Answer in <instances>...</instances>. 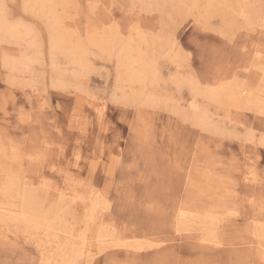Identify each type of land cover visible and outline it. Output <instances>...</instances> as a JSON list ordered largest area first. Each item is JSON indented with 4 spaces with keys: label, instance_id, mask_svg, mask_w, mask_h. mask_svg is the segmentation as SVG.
<instances>
[{
    "label": "rangeland",
    "instance_id": "rangeland-1",
    "mask_svg": "<svg viewBox=\"0 0 264 264\" xmlns=\"http://www.w3.org/2000/svg\"><path fill=\"white\" fill-rule=\"evenodd\" d=\"M26 1L0 0L18 28L0 39V264H263L250 242L264 243V0H60L78 58L51 49ZM106 29L122 43L92 42ZM129 41L145 83L120 79ZM221 85L257 102L212 97Z\"/></svg>",
    "mask_w": 264,
    "mask_h": 264
},
{
    "label": "bare ground",
    "instance_id": "bare-ground-1",
    "mask_svg": "<svg viewBox=\"0 0 264 264\" xmlns=\"http://www.w3.org/2000/svg\"><path fill=\"white\" fill-rule=\"evenodd\" d=\"M26 1V0H25ZM59 1L60 0H27L26 2H25V7L27 8V9H31L30 11H32V10H37V12H40L41 13V15L43 16V18H44V15H45V17L47 18V19H45V20H47V23L49 22L48 20H50V22H49V33H50V41H51V43H50V45L49 46H51V49H58V48H65V47H67L68 49H69V53H70V55H71V53H72V55H74V57H77L78 58V56H79V54H80V51H82V45H79L78 44V46L74 49L73 47H71V45H69L70 44V38H69V34L64 30V28H63V26L62 25H60L61 23V21L62 20H60L59 19V16H58V14H57V10H58V8H57V10H56V5H57V3H59ZM155 4V3H154ZM59 5V4H58ZM195 6V5H194ZM1 12V11H0ZM36 12V11H35ZM36 14H38V13H36ZM240 14V13H239ZM4 15V14H3ZM167 16V15H166ZM41 17V16H40ZM39 17V18H40ZM63 18V17H62ZM231 22V21H230ZM210 23V22H209ZM18 24V23H17ZM18 27H19V25H18ZM108 29H106V31H107ZM117 30V29H116ZM219 31V30H218ZM18 32V28H17V26L16 25H11V23L9 24L7 21H6V19L4 20V18L0 15V39L2 38L1 37V35H3V34H6V35H11V36H14V35H16V33ZM29 32H31V30L29 31ZM28 32V33H29ZM70 32V31H69ZM137 32H139V31H137ZM120 33V32H119ZM118 33V31H117V33L115 32V31H113V29L112 30H110L109 29V32L107 31V33H106V36L107 37H101V38H91V40H92V42H94V43H96V44H102V45H106L107 46V48H108V46L112 43H116V42H118L117 44H119L120 42H119V39H117V34H119ZM31 34V33H30ZM97 34H98V32H97ZM105 34V33H104ZM103 34V35H104ZM144 34V33H143ZM19 35V34H18ZM18 35H17V38L19 39V37H18ZM21 35V34H20ZM22 35H24V36H27V35H25V33L24 34H22ZM100 35H102V34H100ZM145 35V34H144ZM139 36V35H138ZM143 36V35H142ZM21 37V36H20ZM119 37H122V36H119ZM143 37H145V36H143ZM21 38H23V37H21ZM127 38H128V36H127ZM127 38H125V39H127ZM12 39V38H11ZM14 39V38H13ZM129 39H131V36L129 37ZM2 40V39H1ZM141 40H144V39H139V41L140 42H142ZM14 41V40H13ZM12 41V42H13ZM124 41V40H123ZM127 41V40H126ZM8 42H10L9 40H8ZM18 42V41H17ZM134 42V41H133ZM133 42L131 43V41H129V42H127V43H125L124 45H121V49H119L120 50V52L119 51H117V53H116V55L117 54H119L118 56H119V60H117V61H119V62H117V63H119V66H118V68H120L119 69V75H120V79L121 80H128L129 82L128 83H131L132 85H133V83L132 82H135V81H139L141 84H142V82H144L145 83V81L147 82V80L145 79V77H146V74H145V72L147 71V69H148V67H149V61H147L146 59H145V57H144V55H143V53L141 52V50H140V48H139V46H138V44L136 45H134L133 44ZM122 43V42H121ZM124 43V42H123ZM170 43V42H169ZM16 44V43H15ZM21 44V43H20ZM68 45H69V47H68ZM73 46H75V45H73ZM67 48H65V50L67 49ZM120 48V47H119ZM50 49V50H51ZM60 49H58V50H60ZM67 49V50H68ZM105 49H106V47H105ZM57 50V51H58ZM64 49H63V51H65ZM111 50V49H110ZM112 50H114V49H112ZM117 50H118V48H117ZM162 50V49H161ZM257 50V49H256ZM52 51V50H51ZM56 51V50H55ZM62 51V52H63ZM154 51V50H153ZM53 52V54L52 55H54V53L56 54V52H54V51H52ZM61 52V53H62ZM66 52V51H65ZM66 53V54H69V53ZM113 52V51H112ZM119 52V53H118ZM170 52V51H169ZM58 53V52H57ZM65 54V55H66ZM83 55H84V53H82ZM16 55V54H15ZM69 55V56H70ZM72 55H71V57H72ZM81 55V54H80ZM82 55V56H83ZM143 55V56H142ZM259 55V54H258ZM10 57H11V55H9ZM55 56V55H54ZM68 56V55H67ZM117 56V57H118ZM7 57V56H6ZM14 57H16V56H14ZM116 57V56H115ZM259 57V56H258ZM12 58H13V56H12ZM63 58V57H62ZM69 58V57H68ZM5 59V58H4ZM15 59V58H14ZM17 59V58H16ZM72 59V58H71ZM71 59H70V61H71ZM258 60V59H257ZM4 61V60H3ZM6 61H7V59H6ZM12 61V60H11ZM17 61V60H16ZM24 61V60H23ZM75 62H77L76 60H75ZM84 62H85V59H84ZM16 63V62H15ZM61 64V63H60ZM76 64V63H75ZM81 64H82V62H81ZM5 65V64H4ZM11 64H9V66H10ZM14 66V65H13ZM12 66V67H13ZM80 66V65H79ZM85 66V65H84ZM83 66V67H84ZM136 66H141V68H139L138 69V67H136ZM11 67V68H12ZM116 67V66H115ZM9 68V67H8ZM63 68V67H62ZM81 68V67H80ZM138 69V70H137ZM150 69H148V71H149ZM151 70H153V68L151 69ZM150 70V71H151ZM147 71V72H148ZM60 72V71H59ZM118 72V71H117ZM15 73V72H14ZM149 74V73H148ZM152 73H150V75H151ZM157 74V73H156ZM117 75H118V73H117ZM58 76V75H57ZM82 76V75H81ZM149 76V75H148ZM150 77V76H149ZM58 78V77H57ZM151 79H152V77H151ZM145 80V81H144ZM53 81V80H52ZM233 81V80H232ZM12 82V81H11ZM124 82H126V81H124ZM152 82V81H151ZM196 82V81H195ZM225 82V81H224ZM234 82V81H233ZM140 83H139V85H140ZM223 83V82H222ZM130 84V85H131ZM231 84V83H230ZM237 84V83H236ZM132 85H131V87H132ZM195 85V84H194ZM198 85H199V83H198ZM197 85V87H199ZM136 86V85H135ZM143 86H144V84H143ZM119 87V86H118ZM211 87V86H210ZM120 88H121V86H120ZM190 88V87H189ZM193 88V87H192ZM200 88V87H199ZM124 89V88H123ZM130 89V88H129ZM208 89V88H207ZM245 89L244 88H233V87H228L227 85L225 86V85H221V86H218V88L217 87H215V88H213V86H212V88H210V92H211V96L212 97H214V98H219L220 99V93H221V91H223L224 92V94L226 95V97L229 99V101H232L231 103H232V105H240V104H245V105H250L249 104V102L250 101H254V102H257V100L255 101L254 100V98L256 97H252V95L250 96V95H246V96H243V91H244ZM200 91V90H199ZM134 92V91H133ZM133 92L131 93V94H133ZM138 92H141V94H145V93H143L144 91L143 90H141V91H138ZM135 93V92H134ZM198 93V92H197ZM201 93H202V91H201ZM208 93V92H207ZM255 94H257V93H255ZM151 95V94H150ZM194 95V94H193ZM254 95V94H253ZM259 95V94H258ZM136 96V95H135ZM134 96V97H135ZM144 96V95H143ZM145 96H147V95H145ZM144 96V97H145ZM152 96H154V95H152ZM207 96V95H206ZM205 96V97H206ZM133 97V98H134ZM151 97V96H150ZM222 97V96H221ZM146 98V97H145ZM148 98V97H147ZM208 98V97H207ZM139 98H137V100H138ZM142 98H140V100H141ZM144 99V98H143ZM154 98H151V100H153ZM213 99V98H212ZM155 100V99H154ZM215 100V99H214ZM147 101V100H146ZM148 101H149V99H148ZM147 101V102H148ZM226 101V100H225ZM243 101H245V102H243ZM248 101V102H247ZM260 101V100H259ZM150 102V101H149ZM153 102V101H152ZM151 102V103H152ZM218 102H219V100H218ZM221 102H222V100H221ZM224 102V101H223ZM225 103V102H224ZM259 103V102H258ZM220 104V103H219ZM222 104V103H221ZM261 104V103H260ZM191 106H192V109H193V112H194V116H193V118H194V120L197 122H201L200 124H202L203 122H205V119L207 118L206 117V114H205V111H201V110H199V108H198V106H197V104H196V102H191ZM224 106V105H223ZM253 106V103H252V105H251V107ZM228 107H230L229 105H228ZM255 107V106H254ZM239 109V108H238ZM256 109V108H255ZM259 109V108H258ZM189 111V110H188ZM185 113H187V112H185ZM189 114L191 115V113L189 112ZM188 114V115H189ZM185 116H186V114H184ZM187 117H191V116H187ZM188 119V118H187ZM210 120V119H209ZM191 121V120H190ZM198 122H197V124H198ZM195 124V123H194ZM199 124V125H200ZM208 124V123H207ZM206 124V125H207ZM213 124V123H212ZM205 125V126H206ZM201 127L203 126V125H200ZM209 126H210V124H209ZM213 126H214V124H213ZM213 128V127H212ZM188 173V172H187ZM191 173V172H190ZM195 173V172H194ZM189 174V173H188ZM193 174V173H192ZM9 175V174H8ZM7 175V176H8ZM185 175V174H184ZM195 176V175H194ZM200 176V175H199ZM72 177V176H71ZM193 177V176H192ZM197 177V176H196ZM202 177V176H201ZM203 178H204V176H203ZM202 180V179H201ZM204 181V180H203ZM208 181V180H207ZM27 182V181H26ZM185 182V181H184ZM28 183V182H27ZM195 183V182H194ZM200 185V184H199ZM211 186V185H210ZM209 186V187H210ZM196 187V186H195ZM203 187V186H202ZM198 188H199V186H198ZM208 188V187H207ZM211 188V187H210ZM188 189V188H187ZM202 189V188H201ZM200 189V190H201ZM207 190V189H206ZM212 190V189H211ZM215 190L216 189H214V192H215ZM203 191V190H202ZM209 191V190H208ZM208 191H206V192H208ZM198 192V191H197ZM205 192V193H206ZM217 192V191H216ZM219 192V191H218ZM200 193H202V192H200ZM209 193H210V191H209ZM202 194H204V192L202 193ZM217 194V193H216ZM218 194H220V193H218ZM92 195V194H91ZM206 195H208V194H206ZM205 196V195H204ZM36 197V196H35ZM211 197V196H210ZM214 196H212V198H213ZM32 198V197H31ZM99 198V197H98ZM101 198V197H100ZM209 198V197H208ZM215 198H218V196L217 197H215ZM214 198V199H215ZM221 198V197H220ZM90 199V198H89ZM213 199V200H214ZM219 199V198H218ZM211 200V199H210ZM217 200V199H216ZM177 201V200H176ZM93 202V201H92ZM178 202V201H177ZM26 203V202H25ZM24 204V203H23ZM92 204V203H91ZM90 204V205H91ZM97 204V203H96ZM94 205H95V202H94ZM94 205L93 206H91L89 209H88V213H87V215H88V220H90L91 221V223H94V224H96V226H97V228H99V226H100V224H97L96 222L98 221L97 220V215H95V212H96V210H95V207H94ZM15 206V205H14ZM100 206V205H99ZM9 208V207H8ZM12 208V207H11ZM25 208V207H24ZM24 208L22 209V210H24ZM4 209V208H3ZM10 209V208H9ZM173 209V208H172ZM8 210V209H7ZM6 210V211H7ZM173 212V211H172ZM0 213H2V212H0ZM21 213H22V211H21ZM27 213V212H26ZM25 213V214H26ZM101 214V213H100ZM18 215V214H17ZM20 216V215H19ZM18 216V217H19ZM24 216H26V215H24ZM170 216V215H169ZM28 217V216H27ZM208 217H212L211 215H207V216H205V218H208ZM40 218V217H39ZM25 219H26V217H25ZM191 220V218H188L186 215H185V211H184V209L183 208H181V205L180 204H177V208H176V211H174V213H173V222H174V228H175V230H179V226L181 225V224H184V223H188V221H190ZM26 221V220H25ZM100 221H101V219H100ZM250 221V220H249ZM82 222V221H81ZM172 222V221H171ZM253 222V221H252ZM28 223V222H27ZM204 224H205V222H204ZM94 226V225H93ZM201 226H203V225H201ZM184 227V226H183ZM204 227V226H203ZM208 227V226H207ZM262 227V226H261ZM96 228V229H97ZM205 229V228H204ZM203 230V229H202ZM262 230V229H261ZM262 231H264V229L262 230ZM83 232V231H82ZM210 233H212V232H209V234ZM205 234H207V233H205ZM82 235H85V234H82ZM211 235H214V234H211ZM107 237V235H104V234H101V233H99L98 235H95V246L94 247H97V248H99V249H101L102 248V245H103V241H104V239H102V238H106ZM256 237V236H255ZM71 238V237H70ZM81 241H82V243H81V247L79 248V250L77 251V252H75L74 253V250L76 251V249L74 248V250L72 249L71 251L73 252V255H75V258L76 257H78L79 255H81V256H84V249H86L87 247L85 246V236H81ZM202 239V238H201ZM260 240V239H259ZM264 241V240H263ZM70 242H72V243H74L75 244V242L76 241H71V239H70ZM58 243V242H57ZM250 243H255V244H257L256 246H255V250H256V253H257V259H259V261L260 262H262L263 264H264V243L263 242H261V241H256V240H252ZM43 247V246H42ZM140 248V247H139ZM244 249L245 250H250V249H253L252 248V246H249L248 248L247 247H244ZM42 250H44V249H42ZM45 252V251H44ZM65 255L67 254V249L66 250H64V248H63V251H62ZM249 252V251H248ZM46 253V252H45ZM250 253V252H249ZM43 254V253H42ZM63 254V255H64ZM62 256V255H61ZM73 257V256H72ZM249 256L247 255V258H248ZM45 258V257H44ZM64 259H65V257H64ZM46 260H48V262H47V264H57V263H59V261L58 260H52V261H50L49 260V257L47 256V259ZM247 260V259H246Z\"/></svg>",
    "mask_w": 264,
    "mask_h": 264
},
{
    "label": "snow or ice",
    "instance_id": "snow-or-ice-1",
    "mask_svg": "<svg viewBox=\"0 0 264 264\" xmlns=\"http://www.w3.org/2000/svg\"><path fill=\"white\" fill-rule=\"evenodd\" d=\"M6 5H4L2 2H0V11H3L6 9Z\"/></svg>",
    "mask_w": 264,
    "mask_h": 264
}]
</instances>
